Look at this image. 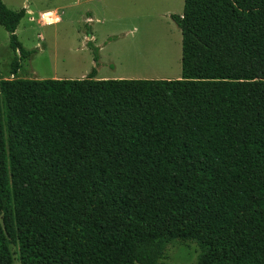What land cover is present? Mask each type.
Listing matches in <instances>:
<instances>
[{
  "label": "trees",
  "instance_id": "16d2710c",
  "mask_svg": "<svg viewBox=\"0 0 264 264\" xmlns=\"http://www.w3.org/2000/svg\"><path fill=\"white\" fill-rule=\"evenodd\" d=\"M172 19L180 79H0V264H264V0Z\"/></svg>",
  "mask_w": 264,
  "mask_h": 264
},
{
  "label": "rangeland",
  "instance_id": "374dc122",
  "mask_svg": "<svg viewBox=\"0 0 264 264\" xmlns=\"http://www.w3.org/2000/svg\"><path fill=\"white\" fill-rule=\"evenodd\" d=\"M11 10H27L16 34L31 58L15 77L10 33L0 25V79L176 80L182 77V32L172 15L185 0H3ZM57 11L61 22L40 23ZM96 55L98 60L95 59ZM13 264H21L17 249ZM162 264H196L195 244L173 243Z\"/></svg>",
  "mask_w": 264,
  "mask_h": 264
},
{
  "label": "built area",
  "instance_id": "2783aa9c",
  "mask_svg": "<svg viewBox=\"0 0 264 264\" xmlns=\"http://www.w3.org/2000/svg\"><path fill=\"white\" fill-rule=\"evenodd\" d=\"M39 22L45 25H55L61 22V17L57 11H49L40 15Z\"/></svg>",
  "mask_w": 264,
  "mask_h": 264
}]
</instances>
